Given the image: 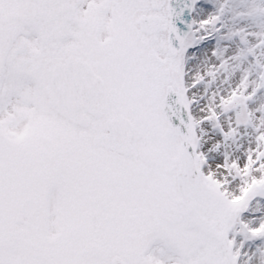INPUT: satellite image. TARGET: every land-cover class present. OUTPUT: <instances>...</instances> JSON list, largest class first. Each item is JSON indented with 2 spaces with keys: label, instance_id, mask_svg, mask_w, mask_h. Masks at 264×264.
I'll use <instances>...</instances> for the list:
<instances>
[{
  "label": "snow or ice",
  "instance_id": "obj_1",
  "mask_svg": "<svg viewBox=\"0 0 264 264\" xmlns=\"http://www.w3.org/2000/svg\"><path fill=\"white\" fill-rule=\"evenodd\" d=\"M0 264H264V0H0Z\"/></svg>",
  "mask_w": 264,
  "mask_h": 264
}]
</instances>
